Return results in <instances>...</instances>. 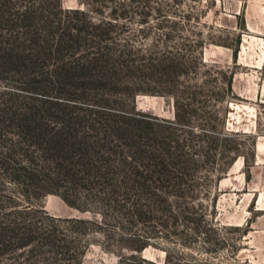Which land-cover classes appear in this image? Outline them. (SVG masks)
I'll return each instance as SVG.
<instances>
[{"label":"rangeland","instance_id":"rangeland-1","mask_svg":"<svg viewBox=\"0 0 264 264\" xmlns=\"http://www.w3.org/2000/svg\"><path fill=\"white\" fill-rule=\"evenodd\" d=\"M48 1L52 10L61 4L58 14L65 22H109L103 35L89 34L87 40L121 53L137 70L126 77L129 88L106 90L110 99L104 100L102 87L60 90L46 80V86L34 88L7 68L0 72V115L10 104L23 111L29 101L49 124L57 122L55 114L85 107L134 108L174 119L177 104L187 129L182 134L191 146L200 145L203 154L196 157L206 167L227 160L232 149L235 155L226 171L210 176L193 194L196 205L184 213L188 219L168 216L165 226L155 219L167 211L145 223H128L119 211L102 217L68 204L58 193L34 192L32 183L14 182L0 159V221L47 227L52 220L46 212L58 217L55 232L65 240L54 247L0 251V264H264V0H11L14 7L37 8ZM112 5L124 7L126 15L110 17ZM7 121L0 124V150L16 136L42 161L30 134L18 136ZM212 131L231 135L211 141L197 135ZM60 190L79 205H93V190L82 182L66 180ZM29 205L34 207L24 215L17 212ZM70 217L97 221L65 220Z\"/></svg>","mask_w":264,"mask_h":264},{"label":"trees","instance_id":"trees-1","mask_svg":"<svg viewBox=\"0 0 264 264\" xmlns=\"http://www.w3.org/2000/svg\"><path fill=\"white\" fill-rule=\"evenodd\" d=\"M39 7L33 3L14 7L11 0H0V72L8 68L13 74L20 73L34 88L46 86L50 80L60 90L77 84L102 87L105 91L99 97L104 100L110 99L106 90L124 92L123 88H129L126 77L133 75L137 68L122 59L121 53L99 47L95 40L92 43L87 40L89 34L103 35L105 23L109 22L95 23L87 19L88 24L77 26L59 16L61 4L54 10L49 7V1ZM108 13L110 17H121L127 10L112 5ZM53 101L64 106L69 104ZM28 103L23 111L10 104L0 117L8 119L7 125L16 126L18 136L20 132L30 134L31 144L40 148L42 161H37L31 150L23 148L16 136H11L10 146L0 150L2 165L11 169L9 174L14 182H30L35 186L34 192L43 188V191L58 193L68 204L102 217L109 215L108 210H114L121 217L124 215L122 218L128 223H145L157 217L158 211H167L165 217L158 216L155 222L165 226L168 216L172 220H187L189 216L185 214L196 205L191 201L193 194L210 176L226 171L234 159L232 149L227 160L213 164L210 169L206 167L196 157L203 154L200 145L191 146L182 134L187 129L181 126L177 104L174 119L134 108L85 107L81 111L55 114L57 122L49 124L33 103ZM197 135L211 141L218 135L228 138L231 134L216 135L212 131ZM66 180L82 182L84 187L92 189L93 205L84 207L69 199L60 190ZM48 184L53 187H45ZM33 207L29 205L17 212L24 215ZM44 215L52 220L47 227L30 220L0 221V251L43 244L54 247L57 241H65L55 232L58 217L46 212ZM65 220L85 224L97 221L82 217ZM203 221L214 224L205 218Z\"/></svg>","mask_w":264,"mask_h":264}]
</instances>
